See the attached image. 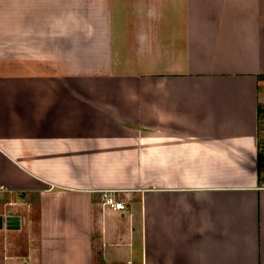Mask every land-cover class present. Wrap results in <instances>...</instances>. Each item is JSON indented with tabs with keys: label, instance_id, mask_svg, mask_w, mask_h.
Returning a JSON list of instances; mask_svg holds the SVG:
<instances>
[{
	"label": "crops",
	"instance_id": "crops-1",
	"mask_svg": "<svg viewBox=\"0 0 264 264\" xmlns=\"http://www.w3.org/2000/svg\"><path fill=\"white\" fill-rule=\"evenodd\" d=\"M263 91L264 0H0V264H264Z\"/></svg>",
	"mask_w": 264,
	"mask_h": 264
},
{
	"label": "built area",
	"instance_id": "built-area-1",
	"mask_svg": "<svg viewBox=\"0 0 264 264\" xmlns=\"http://www.w3.org/2000/svg\"><path fill=\"white\" fill-rule=\"evenodd\" d=\"M258 105V133L260 136L259 153L264 162V95L259 97ZM111 192L112 191H109V193L105 195V204L117 210L124 209L126 207L124 202L116 200Z\"/></svg>",
	"mask_w": 264,
	"mask_h": 264
},
{
	"label": "water",
	"instance_id": "water-1",
	"mask_svg": "<svg viewBox=\"0 0 264 264\" xmlns=\"http://www.w3.org/2000/svg\"><path fill=\"white\" fill-rule=\"evenodd\" d=\"M0 220L3 223V217H0ZM6 223L8 228H19L20 218L13 212H9V214L6 216Z\"/></svg>",
	"mask_w": 264,
	"mask_h": 264
},
{
	"label": "rangeland",
	"instance_id": "rangeland-1",
	"mask_svg": "<svg viewBox=\"0 0 264 264\" xmlns=\"http://www.w3.org/2000/svg\"><path fill=\"white\" fill-rule=\"evenodd\" d=\"M261 94H263V95H264V91H263Z\"/></svg>",
	"mask_w": 264,
	"mask_h": 264
},
{
	"label": "trees",
	"instance_id": "trees-1",
	"mask_svg": "<svg viewBox=\"0 0 264 264\" xmlns=\"http://www.w3.org/2000/svg\"><path fill=\"white\" fill-rule=\"evenodd\" d=\"M262 161V160H261Z\"/></svg>",
	"mask_w": 264,
	"mask_h": 264
}]
</instances>
